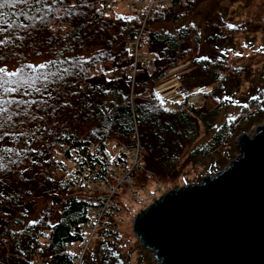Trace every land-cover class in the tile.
Listing matches in <instances>:
<instances>
[{
    "label": "trees",
    "instance_id": "obj_1",
    "mask_svg": "<svg viewBox=\"0 0 264 264\" xmlns=\"http://www.w3.org/2000/svg\"><path fill=\"white\" fill-rule=\"evenodd\" d=\"M204 1L158 8L137 57L132 47L140 25L127 6L113 5L103 13L104 0H31L0 9V63H17L14 71L21 72L0 87L7 109L0 117V264H34L38 255L46 264H93L83 249L89 223L99 214L95 236L103 239L95 258L99 264H131L110 240L118 234L112 226L121 194L107 190L117 188L122 169L137 182L143 175L171 177L184 156L188 162L199 153L194 143L201 126L211 133V150H218L243 123L264 115L257 107L251 115L218 124L219 105L172 110L159 104L166 82L158 83L192 57L198 39L191 35V21L185 27L175 24L174 30L156 26L180 22ZM193 60V72L202 70L203 61ZM206 74L212 84L221 77L217 70ZM9 88L16 90L5 91ZM215 94L205 91V96ZM37 197L48 200L50 211L17 229L18 218H29L33 207L27 206Z\"/></svg>",
    "mask_w": 264,
    "mask_h": 264
},
{
    "label": "rangeland",
    "instance_id": "obj_2",
    "mask_svg": "<svg viewBox=\"0 0 264 264\" xmlns=\"http://www.w3.org/2000/svg\"><path fill=\"white\" fill-rule=\"evenodd\" d=\"M119 7L126 6L123 4ZM124 11L126 10L123 9L122 12ZM182 14L183 12H178L176 16ZM188 21L194 24L190 26V32L194 39H198V43L193 44L192 57L178 63V67L169 74L167 72V78L158 83L166 82L162 86L166 91L162 92L164 97L161 96L159 104L168 109L181 110L196 102L197 96L201 97L202 103L204 98L205 102L195 103L196 107L206 104L214 108L219 105L218 124L226 120L241 119L246 114L251 115L258 108L264 109V0H205L180 22L173 19L170 22L164 21L157 24L156 29L174 30L175 24L177 27H185ZM194 58L203 61L202 70L193 72L197 66ZM39 63L40 61H36L35 66ZM0 67L14 71L18 65L0 63ZM149 70L152 71L153 68ZM216 70L221 77L218 83L212 84L213 78L206 72L212 74ZM222 79L224 80L219 86ZM191 84L199 87L189 90ZM177 87L179 91L175 92ZM213 89L217 91L215 96H205V91ZM263 124L264 115L243 123L237 135L218 150H211V133H207L201 126L199 138L194 143L199 153L188 162L187 155L184 156L177 172L171 177H163L161 180L158 176L148 179L143 175L137 182L132 176L124 180L123 173L114 186L121 194L116 198L117 213L112 226L118 234L117 238L110 240L116 241L119 250L131 264H158L153 254L142 247L134 233V219L138 214L169 190L200 183L204 177L226 168L232 159L239 155V135L246 133L252 136L257 127ZM112 147L114 144L110 143L109 148ZM115 153L113 151V156ZM104 190L106 188L101 191ZM107 192L111 196L114 195L109 189ZM56 198L61 199L60 195ZM34 203L27 206V209L33 207L28 219L18 218L20 224L17 229L30 225L32 221H38L43 211L49 210L48 200L44 197L35 198ZM59 205L55 204L53 211H58ZM4 217L6 216L3 215ZM102 239L95 236L91 246L83 249L85 255L87 253L90 260H94L93 264H99L98 258L95 257ZM0 245L2 246L1 242ZM7 249L6 247V253ZM3 252L4 249L0 250V256H3ZM33 263L46 264L41 255L35 257Z\"/></svg>",
    "mask_w": 264,
    "mask_h": 264
},
{
    "label": "water",
    "instance_id": "obj_3",
    "mask_svg": "<svg viewBox=\"0 0 264 264\" xmlns=\"http://www.w3.org/2000/svg\"><path fill=\"white\" fill-rule=\"evenodd\" d=\"M200 183L169 190L134 219L158 264H264V124Z\"/></svg>",
    "mask_w": 264,
    "mask_h": 264
},
{
    "label": "built area",
    "instance_id": "obj_4",
    "mask_svg": "<svg viewBox=\"0 0 264 264\" xmlns=\"http://www.w3.org/2000/svg\"><path fill=\"white\" fill-rule=\"evenodd\" d=\"M177 1H183V0H117V1L104 0L103 13H106L109 10L110 6H113V5L120 6L123 4H125V6H127L130 10L133 11L135 18L137 19L140 25V34H139L138 42L132 47L133 53L137 57L141 36L144 33V30L147 27V24L153 18L155 11L158 8L170 7L174 2H177ZM148 64H149V68L152 69V64L151 63H148ZM200 99L201 97L197 96L195 99L196 102H192V104L194 105L195 103L203 104L205 102L204 98H203V103L200 102ZM137 163H138V153L136 154L134 165H136ZM122 172L124 173V180L127 179L128 176L130 175V172L127 171L126 169H122ZM116 190L117 188L110 190V192L112 194H115ZM100 219H101V215L100 214L96 215L95 219L89 223L88 231H86L88 236L86 240L85 250L92 243V239L95 237Z\"/></svg>",
    "mask_w": 264,
    "mask_h": 264
},
{
    "label": "snow or ice",
    "instance_id": "obj_5",
    "mask_svg": "<svg viewBox=\"0 0 264 264\" xmlns=\"http://www.w3.org/2000/svg\"><path fill=\"white\" fill-rule=\"evenodd\" d=\"M31 2V0H0V9H3L6 5H10L15 7V5L17 3L19 4H29ZM41 2V0H35V3L39 4ZM3 41H0V46L3 45ZM4 57L0 56V60H3ZM29 68H32L33 71L36 70L34 65H28ZM47 67V65L41 64L39 65V68L43 69ZM22 71V70H21ZM21 74V72H17V71H9L7 67H0V87H3L5 85V83H7V78L12 77V76H19ZM44 79H47V77L45 76ZM16 89L13 88H9V89H5V91H15ZM4 101L2 99V97H0V117H3L5 112H7V109L4 107ZM7 103H11L10 101ZM7 119H11V115H8ZM3 125L0 124V128H2ZM0 139H2V137H0Z\"/></svg>",
    "mask_w": 264,
    "mask_h": 264
}]
</instances>
